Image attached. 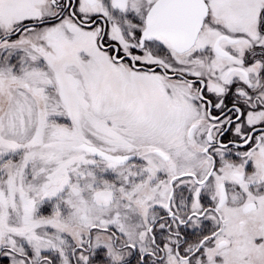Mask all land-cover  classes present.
<instances>
[{
    "label": "snow or ice",
    "instance_id": "6c2138e0",
    "mask_svg": "<svg viewBox=\"0 0 264 264\" xmlns=\"http://www.w3.org/2000/svg\"><path fill=\"white\" fill-rule=\"evenodd\" d=\"M0 264H264V0H0Z\"/></svg>",
    "mask_w": 264,
    "mask_h": 264
}]
</instances>
